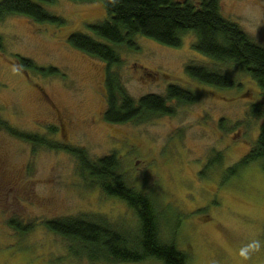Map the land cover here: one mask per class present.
Returning a JSON list of instances; mask_svg holds the SVG:
<instances>
[{"label":"rangeland","instance_id":"rangeland-1","mask_svg":"<svg viewBox=\"0 0 264 264\" xmlns=\"http://www.w3.org/2000/svg\"><path fill=\"white\" fill-rule=\"evenodd\" d=\"M43 6L64 21L0 20V120L55 145L83 149L92 160L116 154L126 182L155 202L160 241L174 243L189 264H264L262 162L236 168L264 123L251 113L253 104L263 103L256 82L239 67L198 52L193 32L179 47L137 36L136 48H116L120 64L111 67L128 94L135 100L165 95L174 84L194 92L196 101H173L170 116L110 123L104 118L108 64L69 41L74 33L97 38L91 26L109 18L104 3ZM220 6L264 47V0H220ZM20 57L38 70L22 67ZM190 65L221 71L236 85L199 82L187 73ZM42 68L56 71L43 74ZM70 217L103 221L130 237L141 230L135 210L105 194L71 152L35 145L0 125V264H163L92 260L80 243L45 224Z\"/></svg>","mask_w":264,"mask_h":264},{"label":"trees","instance_id":"trees-1","mask_svg":"<svg viewBox=\"0 0 264 264\" xmlns=\"http://www.w3.org/2000/svg\"><path fill=\"white\" fill-rule=\"evenodd\" d=\"M56 0H0V20L10 15H24L39 23H61L59 17L50 13L44 3ZM78 2L102 1L109 18L91 26L97 38L85 33H74L70 43L77 49L97 57L108 64L105 77L107 108L106 121L115 124L139 122L155 116L173 115L171 104L194 103V92L178 85H170L165 95L148 94L135 100L131 97L116 72L111 67L120 64L117 47L128 45L136 48L137 36L148 37L161 44L179 47L182 36L193 32L197 36L195 49L219 64H233L245 71L262 92L263 103L253 104L251 113L264 119V47L257 44L238 23L224 17L220 0H74ZM104 41V42H103ZM1 46V45H0ZM22 67L38 70L34 61L20 57ZM54 68H42L43 74L55 72ZM190 77L204 84L222 89H234L235 81L225 73L203 65L186 68ZM1 127L15 136L35 145L63 148L80 162V168L110 197L126 202L139 217L141 230L130 237L115 230L103 221L85 217L48 220L51 231L78 242L82 253L92 260L108 258L116 262H143L156 259L163 264H189L188 255L174 243H162L159 236V215L153 199L131 187L121 172V162L116 154L92 160L87 152L76 147L55 145L40 135L27 134L0 120ZM261 161L264 169V123L253 150L236 167L239 170L249 163ZM13 227L17 223L11 222ZM31 228V227H30ZM25 227L24 230L30 229Z\"/></svg>","mask_w":264,"mask_h":264}]
</instances>
